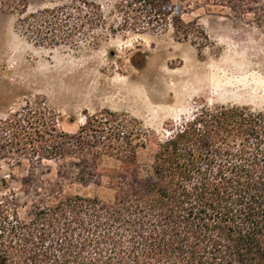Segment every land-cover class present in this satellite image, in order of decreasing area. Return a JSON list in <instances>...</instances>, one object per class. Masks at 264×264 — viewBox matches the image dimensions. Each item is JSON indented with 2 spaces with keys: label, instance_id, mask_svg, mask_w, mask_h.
Masks as SVG:
<instances>
[{
  "label": "trees",
  "instance_id": "trees-1",
  "mask_svg": "<svg viewBox=\"0 0 264 264\" xmlns=\"http://www.w3.org/2000/svg\"><path fill=\"white\" fill-rule=\"evenodd\" d=\"M111 34L172 33L200 56L209 36L186 22L192 0H112ZM22 13L20 26L41 45L98 46L99 5ZM74 132L38 98L0 119L2 163L97 168L104 157L113 200L68 194L60 185L30 198L0 196V264H264V108L203 103L155 136L126 113H86ZM153 147L143 164L139 151ZM8 177H0V192ZM28 180H23L25 187Z\"/></svg>",
  "mask_w": 264,
  "mask_h": 264
},
{
  "label": "rangeland",
  "instance_id": "rangeland-1",
  "mask_svg": "<svg viewBox=\"0 0 264 264\" xmlns=\"http://www.w3.org/2000/svg\"><path fill=\"white\" fill-rule=\"evenodd\" d=\"M73 0H0V119L36 98L47 102L65 131L74 133L86 113L104 109L141 120L165 137L203 103L264 108V0H192L186 22L197 21L209 36L203 56L191 42L172 33L112 35L118 19L112 0L100 6L104 23L94 35L98 46L41 45L19 24L27 15L69 5ZM26 15V16H27ZM24 15V17H26ZM153 147L139 151L148 164ZM102 158L97 168H74L45 161L14 169L2 163L7 189L25 188L32 198L60 185L68 194L113 200L106 173L119 168ZM23 180H28L25 187Z\"/></svg>",
  "mask_w": 264,
  "mask_h": 264
}]
</instances>
